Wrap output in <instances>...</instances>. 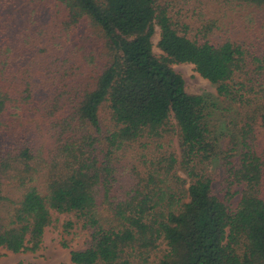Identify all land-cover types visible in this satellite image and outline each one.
Wrapping results in <instances>:
<instances>
[{
	"label": "trees",
	"instance_id": "16d2710c",
	"mask_svg": "<svg viewBox=\"0 0 264 264\" xmlns=\"http://www.w3.org/2000/svg\"><path fill=\"white\" fill-rule=\"evenodd\" d=\"M206 4L224 16L264 8L0 0V248L36 252L65 214L66 232L88 235L68 264H264V43L210 39L221 21ZM175 64L193 65L226 106L187 93Z\"/></svg>",
	"mask_w": 264,
	"mask_h": 264
},
{
	"label": "rangeland",
	"instance_id": "374dc122",
	"mask_svg": "<svg viewBox=\"0 0 264 264\" xmlns=\"http://www.w3.org/2000/svg\"><path fill=\"white\" fill-rule=\"evenodd\" d=\"M226 7H217L213 10L211 5L202 7V12L205 18H213L212 12L215 11V16L220 18V29L216 30L209 38L214 39L219 35H232L234 40H242L246 43L256 41L258 39L264 43V8H238L233 12H228L223 15V10ZM192 12L196 15L197 10L186 11L185 14L191 15ZM189 17V16H188ZM192 18V17H190ZM192 20V19H191ZM251 21V22H250ZM252 24V25H250ZM195 30H192V32ZM83 32V31H82ZM82 36L77 41L80 45L87 44L85 36L87 32L81 33ZM159 31L153 36V50L157 57L162 55L157 48ZM174 71L178 73L184 81V87L187 93L195 95L209 96L211 100L224 108L226 102L216 92V86L209 83L207 80L200 77L191 64H175L172 66ZM207 174L213 180V194L221 200H225V183H224V168L221 161H212L207 166ZM239 191V188H233V192ZM240 194L235 195L232 199L226 200L229 209L234 210L239 202ZM102 215L107 214L104 211ZM53 223L46 228L43 243L41 247L34 253H11L0 248V264H68L69 253L71 250H83L87 247L88 235L86 231L80 229L78 225L74 226L70 231L66 232L63 228L68 221H75L74 217L65 214H54ZM65 243L67 247H63ZM156 260L155 255H151L149 264H154Z\"/></svg>",
	"mask_w": 264,
	"mask_h": 264
}]
</instances>
